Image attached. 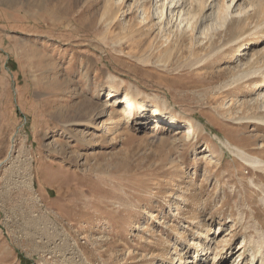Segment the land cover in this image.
<instances>
[{
    "label": "rangeland",
    "instance_id": "374dc122",
    "mask_svg": "<svg viewBox=\"0 0 264 264\" xmlns=\"http://www.w3.org/2000/svg\"><path fill=\"white\" fill-rule=\"evenodd\" d=\"M112 3L0 0V264H232L264 233V169L232 150L264 159V0L196 26Z\"/></svg>",
    "mask_w": 264,
    "mask_h": 264
},
{
    "label": "bare ground",
    "instance_id": "6f19581e",
    "mask_svg": "<svg viewBox=\"0 0 264 264\" xmlns=\"http://www.w3.org/2000/svg\"><path fill=\"white\" fill-rule=\"evenodd\" d=\"M121 0H112V4H109L105 7L103 12L100 15V19H103L104 16L107 15V18L109 19V15L112 13L114 6L116 3H119ZM235 1L239 0H137V8L139 7L141 9V18L140 19H158V21L167 20L166 23L170 22V19H188L189 24L196 26L198 24V21L205 18V12L209 7V3L211 2V6L214 8V11L216 12L217 18H220L221 12L228 10L231 5L234 4ZM154 3V4H153ZM238 6V4H235ZM251 4H249L247 7H237L234 11L231 10V14H234L235 16L238 15L242 9H244V12L249 11L252 7H250ZM187 7V9H185ZM229 15V13H227ZM184 16V17H183ZM113 19H115V16H112ZM180 22V21H179ZM189 24L187 25V28L189 27ZM150 26H153L151 24ZM206 35L205 27L202 28L200 31V35ZM243 54V53H242ZM245 54V53H244ZM248 54V53H247ZM241 55V54H240ZM252 55V53H251ZM255 61L254 57H250L247 63V66H250ZM244 66V65H243ZM245 68V67H244ZM247 68V67H246ZM247 71V70H246ZM111 94L110 92H108ZM115 102L122 104V108L120 110V115L122 117H128L132 111L139 110L140 113H146L147 116L151 118V122L153 123V120L155 121L153 127H161L159 125V122H165L166 124H170L171 126H174L175 132H180L182 128H184L183 122H178L173 116H169L167 114L161 113L159 107L156 105H138L128 94H124L120 97H116L114 99ZM86 108L92 109L93 104H90V106L87 104ZM92 111V110H91ZM140 115H144V114ZM121 117V116H120ZM150 122V123H151ZM180 128V129H179ZM192 130L187 128V133H191ZM260 149L263 148L260 146ZM236 154L249 166L251 167H257L264 169V159L260 157L258 154L252 155L245 150L234 146L233 149ZM150 216V215H149ZM204 234V233H202ZM201 234V235H202ZM244 244L241 246H238L237 249H242L238 254L235 256L233 255H224L222 258L226 259L227 257L232 261V264H244L247 262V264H264V233H259V238L252 241L247 240L245 242V239L243 240ZM200 239L196 241V244L200 246L199 244ZM211 242V239H210ZM210 242L206 246V250L210 248ZM246 243L252 244V247L249 251H251V254H248L250 256V259L248 260L247 257H245L246 253ZM205 245H201L200 249H204ZM204 254V253H202ZM192 259L188 260L186 263H193V264H201V256L199 257V250H196L193 254ZM247 256V255H246ZM248 260V261H247ZM215 257L212 260L211 264H214ZM184 263L182 261V257H178V264ZM218 264V263H217ZM221 264V263H220Z\"/></svg>",
    "mask_w": 264,
    "mask_h": 264
}]
</instances>
